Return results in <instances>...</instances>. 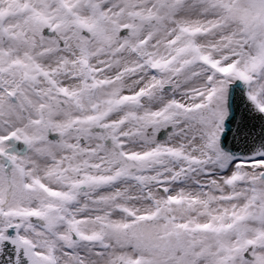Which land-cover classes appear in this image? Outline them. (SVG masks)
<instances>
[{
	"label": "snow or ice",
	"instance_id": "6c2138e0",
	"mask_svg": "<svg viewBox=\"0 0 264 264\" xmlns=\"http://www.w3.org/2000/svg\"><path fill=\"white\" fill-rule=\"evenodd\" d=\"M0 264H264V0H0Z\"/></svg>",
	"mask_w": 264,
	"mask_h": 264
}]
</instances>
